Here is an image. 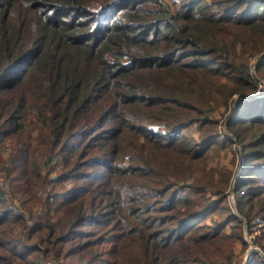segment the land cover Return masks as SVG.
Here are the masks:
<instances>
[{
    "label": "trees",
    "instance_id": "1",
    "mask_svg": "<svg viewBox=\"0 0 264 264\" xmlns=\"http://www.w3.org/2000/svg\"><path fill=\"white\" fill-rule=\"evenodd\" d=\"M0 164V264H264V0H0Z\"/></svg>",
    "mask_w": 264,
    "mask_h": 264
},
{
    "label": "rangeland",
    "instance_id": "2",
    "mask_svg": "<svg viewBox=\"0 0 264 264\" xmlns=\"http://www.w3.org/2000/svg\"><path fill=\"white\" fill-rule=\"evenodd\" d=\"M260 52L251 57L250 59V65H251V71L258 77L257 70L255 69V65L258 61V58L260 57ZM263 87L260 85L258 89ZM238 98V97H237ZM230 112L229 109H227L224 105H221L220 107H217L214 110L215 119H217V127L219 133L223 135V133L228 132L226 127V118L228 114L234 112L233 108ZM193 129H197L196 126L193 127ZM226 138L222 136L219 138L221 142L228 143L226 148H216L210 152V154L207 155L206 159L204 158L201 160L199 165L201 167H208L211 169H214L216 172L213 174L215 181H220V189L223 191V197H222V203L223 205L228 207V210H224L221 212V207L215 208L213 207V218L216 220V222H220L222 217L228 218L230 213H235L234 215L240 216L238 209H237V203L238 198L240 196V192L236 189L237 183L240 179V176L243 172V158L241 156V153L238 152V154L234 153V149L237 148V144H234L232 142H229V139L225 140ZM234 139V138H233ZM225 140V141H224ZM9 151H4V157L9 158ZM58 171V170H57ZM57 171L52 172L49 176L52 177L53 174H55ZM197 173V172H196ZM8 178L4 177V167L0 164V187L4 189L5 194L9 197V200L12 201L11 205L17 206L19 208H22L21 201L16 198V194L13 191V188H11L10 181H7ZM50 187V186H49ZM187 191V189L185 190ZM185 193V192H184ZM209 194V193H207ZM186 195V193H185ZM212 199H217V195H211ZM220 197V196H219ZM14 199V200H12ZM221 204H219L220 206ZM17 209V208H15ZM35 209H37L35 207ZM217 211V212H216ZM27 215L29 216V212L26 211ZM210 218H207V221L209 223H212L213 220H209ZM202 221V220H201ZM206 221V220H205ZM256 222H259V224H262L263 222L261 220H256ZM32 223L31 219L27 221V224L30 225ZM232 223H237L234 219L232 220ZM227 232H232L230 225L227 226ZM257 231V228H253L252 230H248V227L246 224L243 225V230L241 228L235 229V232L239 235H243V240L247 242V244H243L241 239L236 240L235 245V258L234 262L235 264H245L247 261L248 256V249L250 246H256L252 242V237H254L255 233ZM261 249L259 248L258 251ZM251 259V258H250Z\"/></svg>",
    "mask_w": 264,
    "mask_h": 264
},
{
    "label": "water",
    "instance_id": "3",
    "mask_svg": "<svg viewBox=\"0 0 264 264\" xmlns=\"http://www.w3.org/2000/svg\"><path fill=\"white\" fill-rule=\"evenodd\" d=\"M259 247L256 246H250V248L248 249V256H247V261L245 262V264H247L253 254L254 251H258Z\"/></svg>",
    "mask_w": 264,
    "mask_h": 264
}]
</instances>
